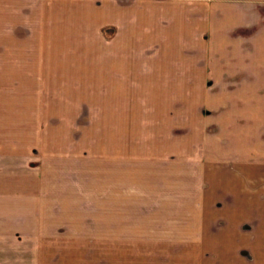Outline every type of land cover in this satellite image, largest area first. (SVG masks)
I'll use <instances>...</instances> for the list:
<instances>
[{"label": "crops", "instance_id": "obj_1", "mask_svg": "<svg viewBox=\"0 0 264 264\" xmlns=\"http://www.w3.org/2000/svg\"><path fill=\"white\" fill-rule=\"evenodd\" d=\"M0 51L9 73L45 75L53 89L105 90L107 116L123 125L131 103L201 89L207 79L209 88L264 89V0H0ZM116 137L106 149V202L132 150ZM148 150L155 158L162 148ZM144 212L104 210L127 223ZM64 217L0 208V245L18 231L26 242L24 253L0 249V264H264V226L52 220Z\"/></svg>", "mask_w": 264, "mask_h": 264}, {"label": "rangeland", "instance_id": "obj_2", "mask_svg": "<svg viewBox=\"0 0 264 264\" xmlns=\"http://www.w3.org/2000/svg\"><path fill=\"white\" fill-rule=\"evenodd\" d=\"M8 61L0 57V208L59 210L66 217L52 220L74 227L264 226V89L209 88L207 79L131 103L122 125L107 116L105 90L53 89L45 75L9 73ZM116 135L134 151L106 202V149ZM107 208L146 215L127 223L106 217ZM17 233L3 253L25 252Z\"/></svg>", "mask_w": 264, "mask_h": 264}]
</instances>
